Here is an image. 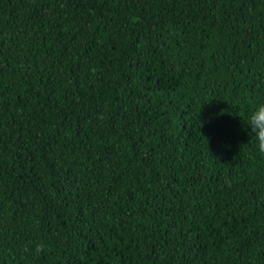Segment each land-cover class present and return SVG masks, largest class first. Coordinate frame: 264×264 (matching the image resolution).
Masks as SVG:
<instances>
[{"label": "trees", "instance_id": "trees-1", "mask_svg": "<svg viewBox=\"0 0 264 264\" xmlns=\"http://www.w3.org/2000/svg\"><path fill=\"white\" fill-rule=\"evenodd\" d=\"M259 102L264 0H0V264H264Z\"/></svg>", "mask_w": 264, "mask_h": 264}, {"label": "clouds", "instance_id": "clouds-1", "mask_svg": "<svg viewBox=\"0 0 264 264\" xmlns=\"http://www.w3.org/2000/svg\"><path fill=\"white\" fill-rule=\"evenodd\" d=\"M245 127L250 128L249 136L254 140L257 152L264 155V102L257 103L250 111ZM43 248V244H37L34 251L39 253Z\"/></svg>", "mask_w": 264, "mask_h": 264}]
</instances>
